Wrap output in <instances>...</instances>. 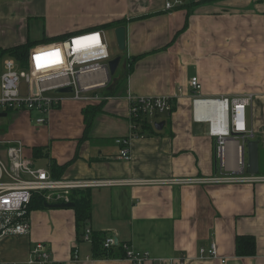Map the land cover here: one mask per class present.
<instances>
[{"label": "crops", "instance_id": "1", "mask_svg": "<svg viewBox=\"0 0 264 264\" xmlns=\"http://www.w3.org/2000/svg\"><path fill=\"white\" fill-rule=\"evenodd\" d=\"M142 1V13L136 16L154 15L123 25L126 47L120 63L125 65L117 76L126 71L125 57L147 53L128 75L126 94L170 96L174 110L151 121L154 131L130 137V158L123 160L115 140L131 133L126 94L106 99L87 131L82 109L88 103L63 96L44 123H36L24 110L0 117V156L6 158L3 145L18 139L24 155L55 178L126 180L122 185L87 189L90 213L84 226L89 225L101 239L112 235L119 244L171 259L144 264H264V182H182L239 174L246 163V156L244 165L239 163L242 140L233 136L226 139L223 165L215 159V140L208 125L192 119L189 81L193 76L200 85L197 94L203 97L253 94L247 109L252 134L245 140H257V175L264 176V0H202L188 10L187 17L186 8L166 10V0ZM16 3L0 0V50L30 40L24 30L29 17L39 14L40 8L31 11L21 3L24 9L14 19L10 11ZM105 5L115 11L111 3ZM103 16L96 15L100 22L95 20L90 28L102 25ZM74 28L64 27L58 34ZM160 123V129H155ZM150 179L179 181L139 183ZM27 216L28 234L0 236V264H29L30 250L38 241L46 243L54 264H131L120 257H95L92 243L80 239L83 226L77 231L73 207L35 208ZM237 236L254 237L253 255L236 254ZM211 242L219 258L199 255V248L207 249Z\"/></svg>", "mask_w": 264, "mask_h": 264}, {"label": "built area", "instance_id": "2", "mask_svg": "<svg viewBox=\"0 0 264 264\" xmlns=\"http://www.w3.org/2000/svg\"><path fill=\"white\" fill-rule=\"evenodd\" d=\"M185 3V0H166L164 8L172 10ZM1 51V50H0ZM113 56L106 41V30L92 29L77 31L58 41L44 42L32 46L24 61L10 55H0V112L24 110L38 115L34 121L38 124L46 121L51 108L58 106L63 96L85 103H97L111 96H105L103 90L109 83L108 60ZM189 85L193 89L191 100L192 119L208 125V132L215 140V155L220 165L224 163L226 139L233 136L245 141L252 134L247 126V109L253 101V94L244 93L232 96L203 97L197 94L199 81L191 77ZM71 87L68 93H56L55 90ZM128 101L130 135L117 138L120 145L118 157L130 158L129 140L136 136L132 133L135 123L133 118H141L151 124L158 115L170 114L173 111V100L170 96H133L125 95ZM2 144V142H0ZM239 163L241 160V146ZM6 158L0 156V236L25 235L30 232V221L27 207L32 196L42 195L46 203L70 202L74 190L92 187L114 186L127 183L126 180H87L55 178L45 168L35 166L32 159L24 153V145L18 140H10L3 145ZM174 180L150 179L143 184L162 185ZM176 180L174 182H177ZM173 182V183H174ZM182 182L195 183H256L264 182V176L239 174H221L208 178L184 179ZM93 232L89 225H83L80 239L92 243ZM112 235L101 239L102 249L116 245ZM119 244V243H117ZM123 258L131 264H144L146 261L165 262L166 258L152 257L149 251L137 250L129 243H121ZM74 259L79 257L78 250H72ZM199 255L219 258L214 242L205 248H199ZM29 264H54V260L45 242H34L30 250ZM167 261H171L169 258ZM224 262V259H221ZM183 262V258L180 263Z\"/></svg>", "mask_w": 264, "mask_h": 264}, {"label": "rangeland", "instance_id": "3", "mask_svg": "<svg viewBox=\"0 0 264 264\" xmlns=\"http://www.w3.org/2000/svg\"><path fill=\"white\" fill-rule=\"evenodd\" d=\"M21 3L29 6L31 11L40 8L39 14L29 17L28 26L24 30V32L28 31V37L30 40H41L42 38L48 37L50 39V37L58 35V33L67 26L76 27L74 28L75 30H69L68 33H70V35L71 33H75V31L84 32L92 30L94 28H90V25H92L91 23H95L96 15H104V23L119 19L122 16L134 17L142 13L140 7H143L144 5V1L142 0H17V3L12 6V10L10 11V15H13L14 19L20 16L24 9V7L19 6ZM106 3H111L115 11H108L109 6H106ZM105 8H107V11L104 10ZM99 11H103L104 14L103 12L99 13ZM91 16H94V18H91ZM96 21L100 22L99 20ZM106 41L109 52L112 56L122 53L118 50L113 28L106 29ZM219 58L226 59L221 55ZM242 62L243 60L241 56V63ZM244 62L247 63V58ZM123 65H125L123 62L119 63V67L114 76L109 77L110 80L108 85L101 92H108L109 89H112L113 80L118 72L121 71ZM245 68H247V65ZM1 70L2 68L0 66V71ZM31 114L33 118L38 115L35 110H33ZM75 193L76 192L72 191L70 198L73 197Z\"/></svg>", "mask_w": 264, "mask_h": 264}, {"label": "trees", "instance_id": "4", "mask_svg": "<svg viewBox=\"0 0 264 264\" xmlns=\"http://www.w3.org/2000/svg\"><path fill=\"white\" fill-rule=\"evenodd\" d=\"M200 3H202V0H188L187 2L185 1L184 4L177 6L174 9L186 8L187 9L186 17H187L189 15L188 10L195 5H199ZM152 15L154 14L147 13L141 16H134V17H129V18L123 17L117 20L105 22L102 25L94 29L114 28L119 25H125L128 21H132V20H136L140 18L142 19V18L149 17ZM185 27H186V22L184 23L182 29H184ZM69 35L70 33H64V34H58L53 37H50V39L49 37L42 38L40 41L28 40L26 43L14 45V46L2 49L0 51V55L1 56L10 55L14 58H17L20 61H24V59L27 56L28 50L32 46L40 42H52V41L62 40ZM146 54L147 53L125 57L127 59L126 71L120 76H117L118 75L117 74L115 76V81L113 82L112 89H109L108 92L105 91L103 94L105 96L123 95V94L125 95L126 94V82H127L128 75L132 72L135 62ZM104 103H105V100H101L100 102L93 103V104L88 103L87 105L84 106V108L82 109V115H83V120L85 124V131H87V129L90 127L94 115L102 111V107ZM173 110H174V106H173ZM133 121L135 123V126H134V130H132V133L134 134L137 133L138 135H142V134H147L148 131H154L153 126L144 119L133 118ZM38 149L39 148H35L34 153H37ZM73 202L75 203L73 209H74L75 218H76V228H77V231H79L81 226L84 225L86 219L89 217V213H90L89 190L86 189V190L78 191L73 198ZM45 203L46 202L42 198V195H40L39 193H36L32 196L29 202V205L27 207V212H29L31 209L43 208ZM92 238H93L92 248H93V254L95 255V257L98 256V257H103V258H115V257L123 258V252L121 250L120 244H116L113 247L105 250V249H102L101 247V236L100 235L95 234L93 235ZM235 252L239 256L253 255L255 253L254 237L253 236H237L236 242H235Z\"/></svg>", "mask_w": 264, "mask_h": 264}, {"label": "water", "instance_id": "5", "mask_svg": "<svg viewBox=\"0 0 264 264\" xmlns=\"http://www.w3.org/2000/svg\"><path fill=\"white\" fill-rule=\"evenodd\" d=\"M113 33L116 39V43L118 46V50L120 52L125 50L126 47V28L123 25H119L113 28ZM121 61V55H115L110 60H108V76H114L119 63ZM115 81V78L113 82ZM71 91V87H63L56 89V93H68ZM7 113L0 112V117H5ZM162 123L155 124V129H160ZM244 156H246V163H245V169L244 172L248 175H257L259 172V163H258V142L257 140L248 138L244 141V143L241 146V160L244 163ZM216 157V155H215ZM217 159V157L215 158ZM75 203L70 202H62V203H45L44 207L47 208H72L74 207ZM115 244H117V240L114 241Z\"/></svg>", "mask_w": 264, "mask_h": 264}]
</instances>
